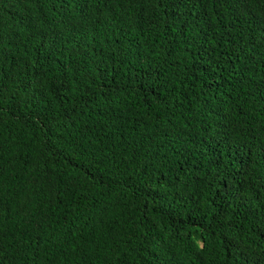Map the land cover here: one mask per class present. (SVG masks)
I'll return each mask as SVG.
<instances>
[{"label":"trees","instance_id":"16d2710c","mask_svg":"<svg viewBox=\"0 0 264 264\" xmlns=\"http://www.w3.org/2000/svg\"><path fill=\"white\" fill-rule=\"evenodd\" d=\"M264 0H0V264H264Z\"/></svg>","mask_w":264,"mask_h":264},{"label":"snow or ice","instance_id":"6c2138e0","mask_svg":"<svg viewBox=\"0 0 264 264\" xmlns=\"http://www.w3.org/2000/svg\"><path fill=\"white\" fill-rule=\"evenodd\" d=\"M257 227L261 232H264V222L259 223ZM241 264H257V262L251 261L247 256H245L241 261Z\"/></svg>","mask_w":264,"mask_h":264}]
</instances>
